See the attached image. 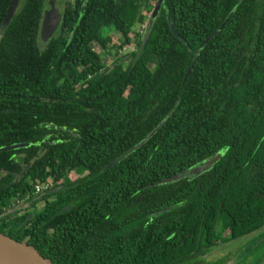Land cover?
<instances>
[{
	"label": "trees",
	"instance_id": "trees-1",
	"mask_svg": "<svg viewBox=\"0 0 264 264\" xmlns=\"http://www.w3.org/2000/svg\"><path fill=\"white\" fill-rule=\"evenodd\" d=\"M158 1L58 0L44 42L48 0L3 32L0 0V231L55 264H227L206 255L264 229V0H163L152 18Z\"/></svg>",
	"mask_w": 264,
	"mask_h": 264
},
{
	"label": "water",
	"instance_id": "water-1",
	"mask_svg": "<svg viewBox=\"0 0 264 264\" xmlns=\"http://www.w3.org/2000/svg\"><path fill=\"white\" fill-rule=\"evenodd\" d=\"M21 0H12L7 15L3 20V24L1 27V31L3 32L5 27L10 23L11 19L13 18L15 12L17 11ZM57 0H49L48 5L44 9L43 18L41 22V29H40V36L44 42H48L50 38L54 36L56 31L58 30L62 19H63V12L61 9L56 5ZM163 0H159L156 7L153 10L152 18H154L157 13L159 12ZM150 23H153V19L150 20ZM226 21L220 26V28L214 32H212L205 41L201 44V47L204 46L214 35H216L221 28L225 25ZM171 30L173 33L177 34L175 28L171 26ZM181 39L186 42L185 38L181 37ZM198 57V50L194 56L192 63L190 64L185 78L188 77L190 74L196 60ZM152 134V133H151ZM144 141L140 142L139 144L132 146L125 152L121 153L118 157L112 160L105 169L110 168L111 166L118 163L120 160L125 158L129 153L134 151L136 148L140 147ZM30 145L29 142L27 143H17L10 146H6L1 148V150H12L22 147H28ZM221 154L219 153L214 158H211L207 162L202 163L200 166H197L189 171V173L199 172L200 167H204V164H213L219 158ZM185 173L176 174L172 177L166 178L161 181V183L170 182L172 180L181 179ZM262 241V240H261ZM260 241V242H261ZM258 242V244H260ZM0 264H55L50 258L45 257L33 244H30L27 240H17L12 236L8 235L7 233L0 231Z\"/></svg>",
	"mask_w": 264,
	"mask_h": 264
},
{
	"label": "rangeland",
	"instance_id": "rangeland-1",
	"mask_svg": "<svg viewBox=\"0 0 264 264\" xmlns=\"http://www.w3.org/2000/svg\"><path fill=\"white\" fill-rule=\"evenodd\" d=\"M57 6L62 10V4H60L57 1ZM111 28L104 27L103 33L107 34L110 33ZM109 35L112 36L113 41L115 40L116 43L119 42V35L116 33H110ZM112 44V43H111ZM110 44V45H111ZM99 44H96V48H99ZM124 51V54H129L132 50L128 48L126 51ZM75 177V175H73ZM227 232L225 235L227 236ZM260 236H263V238H260L258 242L264 239V229L259 230L257 232H254L250 235L244 236L242 238L236 239L231 241L232 243L228 242L225 244H222L221 246L217 247L214 251L206 255V259L213 261L219 258H227L228 262L227 264H238L239 262H242V264H256L257 261H255V256L259 255L260 258H264V240L263 242H260V245L257 247V250L253 252V254L247 258L246 253L249 251V248L253 245L254 241L258 240ZM264 264V262L262 263Z\"/></svg>",
	"mask_w": 264,
	"mask_h": 264
},
{
	"label": "built area",
	"instance_id": "built-area-1",
	"mask_svg": "<svg viewBox=\"0 0 264 264\" xmlns=\"http://www.w3.org/2000/svg\"><path fill=\"white\" fill-rule=\"evenodd\" d=\"M144 27H146L145 24L142 25L143 29H144ZM139 31H140L141 35H142V33L144 34L143 30L139 29ZM128 48H130L133 51L135 49V43H129V44L123 46L119 50V54L120 55H125L123 50L126 51ZM54 185H55L54 179L52 177H49L46 181L39 182V183H37L35 185V194H40V193H43V192L51 191L53 189Z\"/></svg>",
	"mask_w": 264,
	"mask_h": 264
},
{
	"label": "flooded vegetation",
	"instance_id": "flooded-vegetation-1",
	"mask_svg": "<svg viewBox=\"0 0 264 264\" xmlns=\"http://www.w3.org/2000/svg\"><path fill=\"white\" fill-rule=\"evenodd\" d=\"M57 1H58V0H57ZM57 1H56V5H57ZM48 3H49V0H48V2H47V5H48ZM47 5H46V6H47Z\"/></svg>",
	"mask_w": 264,
	"mask_h": 264
}]
</instances>
